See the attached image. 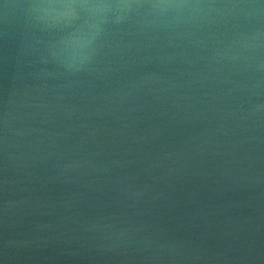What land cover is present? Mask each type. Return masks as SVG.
Returning <instances> with one entry per match:
<instances>
[{
    "label": "water",
    "instance_id": "95a60500",
    "mask_svg": "<svg viewBox=\"0 0 264 264\" xmlns=\"http://www.w3.org/2000/svg\"><path fill=\"white\" fill-rule=\"evenodd\" d=\"M0 264H264V0H0Z\"/></svg>",
    "mask_w": 264,
    "mask_h": 264
},
{
    "label": "clouds",
    "instance_id": "9594fccd",
    "mask_svg": "<svg viewBox=\"0 0 264 264\" xmlns=\"http://www.w3.org/2000/svg\"><path fill=\"white\" fill-rule=\"evenodd\" d=\"M71 8H72V5L70 3L61 5V9L63 10H59L54 4H49L43 7L41 10L47 16L62 17L65 15H68Z\"/></svg>",
    "mask_w": 264,
    "mask_h": 264
}]
</instances>
